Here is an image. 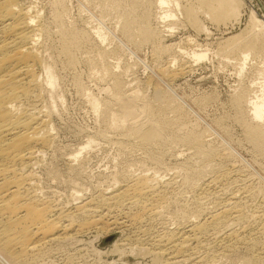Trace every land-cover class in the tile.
<instances>
[{"label": "bare ground", "instance_id": "bare-ground-1", "mask_svg": "<svg viewBox=\"0 0 264 264\" xmlns=\"http://www.w3.org/2000/svg\"><path fill=\"white\" fill-rule=\"evenodd\" d=\"M238 6L237 0L188 6L99 0V14L76 20L68 0H0V264H49L81 234L112 229L128 232L114 241V251L148 255L151 264H264V19L251 11L239 33L215 44L213 54L232 62L237 80L228 100L232 113L212 125L198 110L213 94L189 105L171 88L192 68L185 59L175 67L178 56L196 63L210 47L183 50L163 40V31L175 28L170 18L181 15L203 32L199 12L217 22L228 15L238 21ZM147 43L156 70L145 80L128 78L125 54L134 56ZM161 54L171 56L168 65L158 61ZM65 73L97 127L60 152L54 121L66 97ZM230 119L242 140L232 138ZM100 143L115 154L94 175L87 153ZM242 143L255 172L239 159ZM65 257L61 264L73 263L74 256Z\"/></svg>", "mask_w": 264, "mask_h": 264}, {"label": "rangeland", "instance_id": "rangeland-1", "mask_svg": "<svg viewBox=\"0 0 264 264\" xmlns=\"http://www.w3.org/2000/svg\"><path fill=\"white\" fill-rule=\"evenodd\" d=\"M98 1L99 0H76V1L68 0V4L71 7L69 8L72 11L71 12L72 16L76 18V20H79V17L82 16L81 18L85 19L84 16L86 17L90 13H93L95 15L99 14L100 9H98L97 7ZM192 1L194 2V0H180L183 6L190 5ZM237 1L239 3V6H238L239 20L238 21L228 15L224 18V20L217 22L213 20L212 18L209 19L205 17L201 12H199L200 13L199 18L202 21V23L207 27V31H203V32L199 31L195 26L191 25L189 21L186 20V18H184L183 16H182L183 18H181V15H179L178 19L176 20L173 18H170L168 20L169 23H171V25L175 27L172 31H166V30L163 31L164 32L163 33L164 43L174 44V48L179 45L180 47L183 48V50H187V48L188 50H191L194 48L197 49V47L198 49L200 48L204 49V48L210 47L209 48L210 54L208 53L207 59L198 61L196 63L190 59L182 58L181 55L178 54V52L174 53L175 55H179L178 62L176 63L177 66L175 67H178L179 63H181V61L185 59V60H188V62H186L185 64L188 63L187 65H189L192 68H189V69L187 68V70H185V73H182L181 75H179L178 78L171 85V88L173 87L172 89H174V92L176 94L184 97L187 100V102H189L188 103L189 105H191V103H194V101L197 98H201L205 95L213 94V96L215 97L214 98L215 101L211 100L207 102L208 104L206 103L200 108V110H198L199 115L204 120L203 123H208L211 125L213 121L217 119L218 117L223 116V115H229L232 113L230 109V103L228 100H229V95L232 89L231 87L232 85H234V83H236V80H237L236 71H235L236 68L233 67V65H231L232 62L227 63L226 60L223 61L222 59L218 58V56L213 54V49L215 47V44L221 38L227 35L239 33L244 28L245 24L248 22L251 11H254L259 18L264 19V0H237ZM81 8H83V10L85 11H83ZM104 21L107 27L113 28L114 24H112L113 20L111 18L106 17ZM94 23H96V21H94ZM160 25L162 26L161 23ZM161 28L165 29V27H161ZM107 43H109L111 46H114V41H112L111 39L110 41L108 40ZM110 45L109 47H111ZM135 52H136L135 53L136 55L134 54V56L133 54L131 56L129 53H127L125 54V57H124L126 62L132 67L131 70L129 71L130 73H128V75H130V77L128 76V78H136L140 80H145L149 75H152L153 70H156L154 66L157 63L156 57H154L156 56V54L154 53L152 45L149 43L143 44L139 49L135 50ZM157 56H158L157 59L158 61L160 60L159 62L161 65L162 64L168 65L169 63L168 60H170L169 57H171L169 54H161ZM134 57L138 59L136 60ZM77 69L80 74L82 73L81 77L83 81L85 80L84 82L87 84V86H89L94 93H98V89L96 88V86H94V83L89 80L88 74H87L88 72L86 71L85 67H83V65L81 66L78 65L76 70ZM79 70H81L82 72ZM71 76H72L71 73L69 74L65 73L63 75L64 80H63L62 87H64L63 90L65 91L64 94L66 96L65 97L66 99L64 98V102L62 103L63 109L60 107L61 108L59 111L60 117L59 116L55 117V121H54V124H56L55 125L56 133H58L56 136L57 146L60 152H64L68 150L69 148H75L76 145L78 146L79 143L80 142L82 143L84 140H86L85 138H87L88 135H90L97 127L96 126L97 123H95L96 120H95L94 114L91 112L88 106V103L86 101V98L81 96L77 91H75V88L72 85L73 83H71L72 82ZM86 76H87V80L85 78ZM68 80H69V83H68ZM66 84L67 86H65ZM100 95L102 96L101 93ZM63 120H64V123H63ZM66 124L69 126H67ZM227 124L230 126V129L232 132V138H234V140L236 141L242 140L243 138H241L242 137L241 127H239L238 124L234 123L231 119L227 121ZM83 126H85V128ZM217 140L218 142L220 141L219 138L216 140L214 139V143H218ZM99 145L97 147H94L92 151L93 153L91 152L93 155H91V153H87L89 154L87 155V158L89 159H87L88 164H86V166L88 167V170L91 171V173L94 172L93 173L94 175L96 174V172H99L100 170H102V168H104L105 166L107 165L109 166L113 158L112 156H114L115 154V149L112 145L105 144L104 146V144L102 143H100ZM247 147H248L247 144L242 143V145L237 148V152H238V155L241 156V158L239 157V159L242 160V162L247 163L249 165L252 155H251V151H249L250 150L249 147L248 148ZM60 148L63 150H60ZM51 154L52 153H50V156H48L49 158L53 157V155L51 156ZM58 156L59 155L55 156V161L57 162L59 158L58 161L60 162H57L56 164L63 171V169L65 170L64 166H66V164H65V161L62 160L63 158L61 156L59 157ZM170 162L172 163L173 161L171 160ZM91 166L93 167L91 168ZM248 169H250V171L253 169L251 172L257 171V168L254 165H249ZM169 172L167 173L168 174L167 177L170 175ZM63 187L60 188L62 191H63ZM127 233L128 232L122 233L118 229L117 230L112 229V230H106V231L104 230L98 233L96 230H92L90 232L83 233L80 235L79 240H77V242H74L75 244L73 243L71 245H68L66 248L63 249L64 253L63 252L61 253V251L60 253H56V254L54 253L53 255L54 259L51 257V262L49 264H52V263L61 264L60 262H63L64 258H66L65 256H67L69 253L70 255L74 256V258L72 259L73 261H71L73 263L71 264H121V263L122 264H151V258L148 255L146 256L142 254H137L136 252H128V251L127 253L125 252L124 254H119L118 252L113 250L112 246L114 244V241L123 238L124 236L127 235ZM85 249H86V252H85ZM65 252H68V254Z\"/></svg>", "mask_w": 264, "mask_h": 264}]
</instances>
